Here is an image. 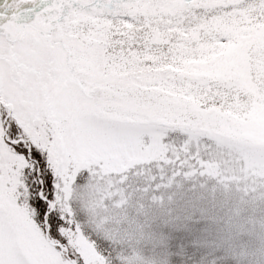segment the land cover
Returning <instances> with one entry per match:
<instances>
[{
    "label": "snow or ice",
    "instance_id": "snow-or-ice-1",
    "mask_svg": "<svg viewBox=\"0 0 264 264\" xmlns=\"http://www.w3.org/2000/svg\"><path fill=\"white\" fill-rule=\"evenodd\" d=\"M0 264H264V0H0Z\"/></svg>",
    "mask_w": 264,
    "mask_h": 264
}]
</instances>
